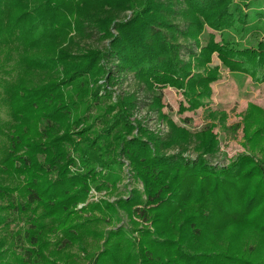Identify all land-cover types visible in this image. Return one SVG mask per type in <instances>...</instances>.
<instances>
[{
	"label": "trees",
	"instance_id": "1",
	"mask_svg": "<svg viewBox=\"0 0 264 264\" xmlns=\"http://www.w3.org/2000/svg\"><path fill=\"white\" fill-rule=\"evenodd\" d=\"M248 1L0 0V264L41 263L37 208L67 228L61 247L101 237L90 229L100 223L94 212L116 219L121 209L155 227L137 229L136 245L123 228L108 232L95 264H264V159L213 166L209 131L197 136L196 157L183 158L189 133L169 123L158 135L132 121L139 108L165 118L153 80L201 103L188 88L210 60L197 53L202 36L218 35L220 55L264 82L255 40L264 24L254 22L264 12H245ZM125 81L132 91L113 99ZM124 161L141 190L76 210L91 190L121 192Z\"/></svg>",
	"mask_w": 264,
	"mask_h": 264
},
{
	"label": "rangeland",
	"instance_id": "2",
	"mask_svg": "<svg viewBox=\"0 0 264 264\" xmlns=\"http://www.w3.org/2000/svg\"><path fill=\"white\" fill-rule=\"evenodd\" d=\"M228 4H240L241 0H225ZM261 5L253 4L255 0H249V8L245 12L253 15L257 12H264V0H256ZM254 22L263 27L264 20L254 19ZM207 34V33H206ZM256 44H261L264 52V30L256 37ZM199 50H204L210 54V60L206 65L204 77L194 83L188 92L203 93L200 97L201 103L191 102L180 89L173 85H165L153 80L157 87L162 90L161 114L164 119H157L156 114L147 109L139 108L133 113V120H141L152 132L163 135L169 130V123L179 128L186 134L191 135V144L183 154V158L194 159L196 154L192 151L194 143L197 144V136L204 131H209L217 145L218 153L209 161L218 166H228L239 156H253L257 159H264V82H256L241 64L228 61L220 55V41L218 35L214 40H208L202 36L198 38ZM131 81H125L122 85L112 88L113 99L122 92L132 91ZM138 99L143 97L138 95ZM4 117V116H3ZM239 124L240 128L236 133L229 129ZM177 151L170 152L176 154ZM261 153L263 155H261ZM127 162L124 161L122 181L119 191L123 192H99L91 190L85 204H79L76 210L81 209L86 204L103 206V203L115 204L119 199H126L127 193L136 189L141 190V185L134 184L131 179ZM3 176L0 175V179ZM126 188V193H124ZM126 195V196H125ZM117 218L109 217L94 212L92 218H97L100 223L91 226V230L101 237L81 236L79 241L70 247H61L59 243L67 237V228L57 225L52 220L43 217L42 209H35V217L40 225L45 229L42 233L39 247L41 255L40 264H95L98 255L102 251L106 234L110 231H118L123 228L133 245L144 241L139 237L140 229L153 233L155 227L151 223L144 224L140 220L130 217L127 211L116 209ZM80 221L90 216L89 213L78 215ZM77 222V223H80ZM106 221V222H104ZM104 222V223H103ZM74 224H76L74 222ZM52 225V226H50ZM15 225L11 226L14 229ZM24 228L23 223L19 224V229ZM122 229V230H123ZM147 243L148 240L146 241ZM163 259L168 256L165 249H154ZM101 260L97 261L100 264Z\"/></svg>",
	"mask_w": 264,
	"mask_h": 264
}]
</instances>
